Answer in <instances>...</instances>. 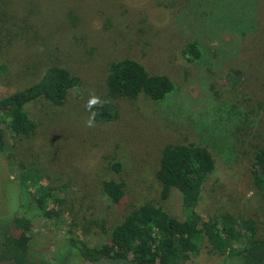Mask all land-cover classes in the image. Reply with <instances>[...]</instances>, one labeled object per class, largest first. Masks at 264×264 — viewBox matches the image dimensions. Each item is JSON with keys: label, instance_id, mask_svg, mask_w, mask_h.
Returning a JSON list of instances; mask_svg holds the SVG:
<instances>
[{"label": "rangeland", "instance_id": "obj_1", "mask_svg": "<svg viewBox=\"0 0 264 264\" xmlns=\"http://www.w3.org/2000/svg\"><path fill=\"white\" fill-rule=\"evenodd\" d=\"M122 58L168 75L175 90L158 104L143 94L118 100L114 120L89 127L91 95L102 101L108 66ZM54 65L81 79L65 103L27 105L37 123L29 137L3 119L0 240L25 212L39 264H122L84 261L65 249L67 238L99 246L107 235L83 229L85 221L102 218L109 228L147 201L182 219L181 193L172 189L160 200L156 170L165 144L187 142L203 144L215 159L196 205L200 219H252L264 236V199L251 177L255 147H264V0H0V97ZM105 179L124 181L120 204L102 193ZM50 186L57 190L43 211H32V197ZM224 257L203 241L181 264H237Z\"/></svg>", "mask_w": 264, "mask_h": 264}, {"label": "trees", "instance_id": "obj_2", "mask_svg": "<svg viewBox=\"0 0 264 264\" xmlns=\"http://www.w3.org/2000/svg\"><path fill=\"white\" fill-rule=\"evenodd\" d=\"M187 49L194 58L199 57L196 45L188 44ZM80 84L79 76L66 67L54 65L32 84L0 97V153L5 149L4 118H10L12 129L17 131L15 133L23 137L32 136L37 123L29 117L27 105L39 99L62 105L70 90ZM105 84L104 98L90 108L91 115L95 114V122L114 120L118 115L114 103L118 100H133L143 94L158 104L175 90V84L168 75L150 72L132 58L112 61ZM214 167V156L203 144H165L156 170L161 186L159 198L165 200L172 189L180 192L182 219L172 217L160 201H147L133 206L109 228L102 218L85 221L83 229H99L107 235L106 241L99 246H90L69 236L65 249L91 263L111 260L122 264H181L196 256L202 242L206 241L212 251L225 255L224 260L235 258L237 264H264V236L259 235L252 219L224 214L220 218L204 220L197 214L196 205ZM111 168L118 171L119 163H113ZM251 168L253 185L264 199L263 146L255 147ZM55 190L56 186H50L39 197L31 196L34 201L32 211H43L45 198L52 196ZM101 191L112 204L118 205L125 195V183L121 179H105ZM61 198L57 201L59 205L64 200ZM57 214L58 211H54L49 216ZM29 216L22 212L13 218V230L0 240V262L39 264L30 254Z\"/></svg>", "mask_w": 264, "mask_h": 264}, {"label": "clouds", "instance_id": "obj_3", "mask_svg": "<svg viewBox=\"0 0 264 264\" xmlns=\"http://www.w3.org/2000/svg\"><path fill=\"white\" fill-rule=\"evenodd\" d=\"M97 103H99V98L96 97L94 94L91 95V98L88 102L87 107L88 108H92L93 106H95ZM95 122V114L93 113L90 117L89 120L86 122L87 126L91 127L94 125Z\"/></svg>", "mask_w": 264, "mask_h": 264}, {"label": "flooded vegetation", "instance_id": "obj_4", "mask_svg": "<svg viewBox=\"0 0 264 264\" xmlns=\"http://www.w3.org/2000/svg\"><path fill=\"white\" fill-rule=\"evenodd\" d=\"M1 263H4V262H1Z\"/></svg>", "mask_w": 264, "mask_h": 264}]
</instances>
